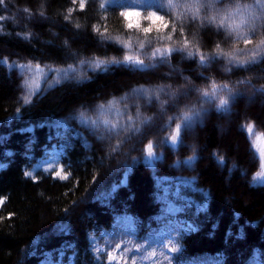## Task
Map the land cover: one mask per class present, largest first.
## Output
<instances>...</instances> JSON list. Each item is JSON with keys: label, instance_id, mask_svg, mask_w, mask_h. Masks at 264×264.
<instances>
[{"label": "trees", "instance_id": "obj_1", "mask_svg": "<svg viewBox=\"0 0 264 264\" xmlns=\"http://www.w3.org/2000/svg\"><path fill=\"white\" fill-rule=\"evenodd\" d=\"M162 2L158 14L167 28L144 19L143 0H124L142 13L139 29H129L120 15L125 8L109 0L0 5V62L8 61L0 63V264H96L93 240L106 251L117 243L133 249L128 264L142 245L146 256H137L136 264H264V184H255L261 162L246 132L253 124L264 135V92L242 85L228 114L206 105L203 121L175 150L164 140L180 122L169 124V117L180 112L135 96L142 87L210 90L213 82L231 87L241 79L259 89L264 63L231 72L225 58L207 69L198 64L200 55L247 52L264 37L232 42L235 37L226 39L216 25L201 27L204 13L197 14L195 0ZM146 27H152L148 34L140 30ZM157 48L184 51L160 64L151 58ZM188 51L194 58H185ZM125 56L157 67L112 64L104 71L80 63ZM197 100L191 94L180 103L191 107ZM135 104L141 120L151 117L137 123L136 135L109 138L85 122L122 126L126 109L135 117ZM148 142L159 157L152 163L145 162ZM193 147L196 159L189 165ZM60 169L67 179L54 175ZM164 233L173 236L171 244ZM173 247L179 249L175 260L167 252Z\"/></svg>", "mask_w": 264, "mask_h": 264}, {"label": "snow or ice", "instance_id": "obj_2", "mask_svg": "<svg viewBox=\"0 0 264 264\" xmlns=\"http://www.w3.org/2000/svg\"><path fill=\"white\" fill-rule=\"evenodd\" d=\"M75 3L76 0H73ZM136 0H133L135 3ZM6 0H0V5H4ZM110 4H117L120 7L125 8L124 11L120 12V15L128 21L127 27L140 28L139 18L142 13L137 11L135 7L124 3V0H109ZM171 0H169V4ZM195 3L198 5L196 8L197 14L203 10V17H199L201 21V27L216 25L217 32L223 31L225 38L229 39L233 36L235 39L232 42H238L240 39H244V43L252 44L253 39L257 36L264 37V2L262 0H255L254 4L241 3L240 0H195ZM81 8L84 7L83 2L81 3ZM144 11L147 13L144 16V19L151 21L152 27H156L157 24L163 28H167L168 24L164 21V16L159 15L158 12L162 10L165 5L162 0H143ZM155 8L156 11H152ZM235 9V11H233ZM24 12H29V9H23ZM167 14V13H165ZM43 15V13H41ZM192 21H195L198 16L189 17ZM3 16H0V21L4 20ZM238 20V22H237ZM152 27H146L140 29L145 34H148L152 31ZM183 25L181 24V28ZM160 29L157 28V31ZM247 34H251L245 36ZM170 38V37H169ZM104 41H102L103 43ZM119 42V41H112ZM189 46L187 39H185V48ZM124 47L130 48L131 46L127 43L124 44ZM141 48L144 47V44L141 43ZM216 47L219 49L220 45L217 44ZM183 52L182 48H168L161 50L159 48L155 49L152 53L153 59L159 57V63L163 64L167 62L168 57L172 52ZM196 53L188 51L185 58L190 59L194 58ZM242 56V58H241ZM225 58L227 60V66L225 71L231 72L234 68L243 69L245 71L249 70L251 66L264 63V38L259 40L252 49L244 52V50H236L234 52L225 53L222 49L211 56L205 57L200 55L198 66L201 68H210L212 63L215 61ZM207 61V62H206ZM0 63L7 64L8 61L4 60ZM81 64L87 63L93 68H103L104 71H108L109 67L112 64L117 66L124 64L125 66H140L141 68H156L157 64L145 65L143 60L133 59L132 56H125L123 61L113 59L112 61H81ZM15 65H12L14 67ZM25 65H20V68H25ZM74 71V70H73ZM176 71V69H173ZM69 73H63L64 76H67ZM204 79H209L205 77ZM190 83V82H188ZM247 86L250 89H254L257 92H264V85L261 88L257 89L256 85L251 82V80H238L234 84L229 86L228 83L222 85L215 82L212 83L210 90L209 89H199V88H189L188 90H182L181 88H173L171 84L160 85L155 88H140L136 90L135 96L137 99L144 101L146 104L151 105L154 102L159 104L163 109L165 106L171 105L174 109L180 112L177 116L169 117V124L179 120V123H175V128L172 131L170 137L165 138L164 143L166 146L175 150L178 146L183 145V135L189 132L197 123H201L203 118L208 113L207 106L214 108L218 113L228 114L231 111V104L235 101L239 93V88L241 86ZM191 94L198 96V100L191 107L187 105H181L180 101L182 99H188ZM163 98V99H162ZM100 107H103L101 105ZM136 115L133 117L131 113L125 110V124L119 125L111 124L109 125L107 121L97 122V121H85L88 124H91L93 128L97 131H103L105 135L109 138L119 137L122 134L131 133L136 135L140 131V127L137 126L139 123L140 126H143L150 122L151 117H147L143 120L140 119L141 113L139 111L140 104H135ZM81 119H84L83 113L81 114ZM19 134H23L21 130H17ZM3 138H0L2 142ZM127 141H122L126 143ZM31 142H29L30 144ZM120 144H117L116 147H119ZM29 148V145H26V149ZM154 145L152 142H148L145 147V162L152 163L159 157L154 154ZM193 155L187 158L186 163L189 165L196 159L195 151L192 149ZM28 152H26V155ZM9 155V153H5ZM220 163H223V158H220ZM3 165H0L2 167ZM63 169L55 171L54 175L60 177L61 179H67V175H62ZM26 176H30L31 173L25 172ZM2 203V201H0ZM119 239V237H117ZM130 242V241H129ZM164 241L158 240L156 246L163 248ZM152 247V246H149ZM92 249L97 255H94L93 259L96 261V264H128L127 254L133 252V249L127 247V245H121L117 243L115 248L109 247L106 251L105 249H100L97 247L95 241L93 240ZM147 251V249H145ZM119 253V257L113 253ZM168 254L175 260V255L178 254L179 249L173 247L167 250ZM101 256H105L106 260L101 261ZM137 256H142L141 248L136 247L134 249V254L131 255L132 264H136Z\"/></svg>", "mask_w": 264, "mask_h": 264}, {"label": "rangeland", "instance_id": "obj_3", "mask_svg": "<svg viewBox=\"0 0 264 264\" xmlns=\"http://www.w3.org/2000/svg\"><path fill=\"white\" fill-rule=\"evenodd\" d=\"M246 132H247L248 137L250 139L252 148L257 153V155L259 156L260 162H261L260 171L255 176V184H264V135H262L253 124H247L246 125ZM166 236H167V238L164 240L166 242H168L169 244H171L173 241V236L168 235V233H164V238ZM97 247L100 249H103L99 245H97ZM138 247L141 248V253H143V255L146 256V252L144 250L145 245L138 246ZM154 256H155V253H154ZM113 262H115V261H113ZM169 264H178V263L170 261ZM187 264H189V263H187Z\"/></svg>", "mask_w": 264, "mask_h": 264}]
</instances>
